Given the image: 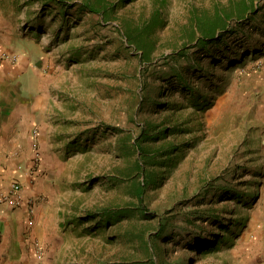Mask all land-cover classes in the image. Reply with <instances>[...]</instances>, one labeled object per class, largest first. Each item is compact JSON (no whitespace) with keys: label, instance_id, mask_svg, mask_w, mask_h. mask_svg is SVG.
<instances>
[{"label":"rangeland","instance_id":"obj_1","mask_svg":"<svg viewBox=\"0 0 264 264\" xmlns=\"http://www.w3.org/2000/svg\"><path fill=\"white\" fill-rule=\"evenodd\" d=\"M0 16L61 140L39 152L58 207L43 264H264V0H0Z\"/></svg>","mask_w":264,"mask_h":264},{"label":"crops","instance_id":"obj_2","mask_svg":"<svg viewBox=\"0 0 264 264\" xmlns=\"http://www.w3.org/2000/svg\"><path fill=\"white\" fill-rule=\"evenodd\" d=\"M258 1L262 0H243L254 7ZM10 27L0 16V53L22 55L10 41ZM38 77L25 57L17 64L0 65V194L18 181L22 198L35 201L31 211L0 203V264H43L41 251L47 247L43 236L47 229L54 234L58 229L52 185L43 175L45 162L35 161V150L45 156L49 144L61 140L50 125L48 82Z\"/></svg>","mask_w":264,"mask_h":264},{"label":"built area","instance_id":"obj_3","mask_svg":"<svg viewBox=\"0 0 264 264\" xmlns=\"http://www.w3.org/2000/svg\"><path fill=\"white\" fill-rule=\"evenodd\" d=\"M21 59L20 54L16 52H2L0 53V65L9 63L11 65L17 64ZM34 134L36 132L34 131ZM36 136V135H35ZM37 149V148H36ZM35 161L40 164L41 156L39 151L35 150ZM22 186L18 181H13L7 192L0 194V203H5L13 207H26L31 211L34 207L35 201L33 198H22Z\"/></svg>","mask_w":264,"mask_h":264},{"label":"trees","instance_id":"obj_4","mask_svg":"<svg viewBox=\"0 0 264 264\" xmlns=\"http://www.w3.org/2000/svg\"><path fill=\"white\" fill-rule=\"evenodd\" d=\"M85 8L89 10V12L96 13L97 9L94 6V4H91V2H85L84 3ZM228 17V13H225L224 18ZM206 30H208V33L213 35L215 33V28L214 27H207ZM147 132H143L139 136L135 138V147L137 151L139 152L143 164L139 165V168L141 169L142 173H145L147 171V166L148 165H155V156L150 154L149 149L146 147V145H143L144 142H146ZM146 187V181L142 180L138 187L136 188V196L141 205H143L144 202V191ZM140 208V207H139ZM141 209V208H140ZM145 210V209H144ZM144 214H146L145 211H143Z\"/></svg>","mask_w":264,"mask_h":264}]
</instances>
